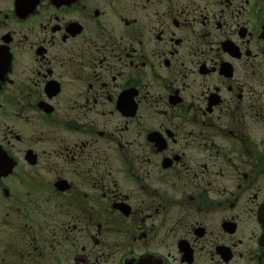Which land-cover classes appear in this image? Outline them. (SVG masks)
<instances>
[{"label": "flooded vegetation", "instance_id": "obj_1", "mask_svg": "<svg viewBox=\"0 0 264 264\" xmlns=\"http://www.w3.org/2000/svg\"><path fill=\"white\" fill-rule=\"evenodd\" d=\"M0 264H264V0H0Z\"/></svg>", "mask_w": 264, "mask_h": 264}]
</instances>
